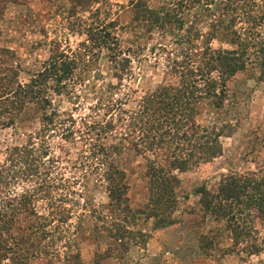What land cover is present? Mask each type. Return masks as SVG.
<instances>
[{"label":"trees","instance_id":"obj_1","mask_svg":"<svg viewBox=\"0 0 264 264\" xmlns=\"http://www.w3.org/2000/svg\"><path fill=\"white\" fill-rule=\"evenodd\" d=\"M24 1L0 0V6ZM45 1L63 3L69 30L84 39L74 48L54 43L48 57L29 69L23 68L13 51L0 47V130L11 127L26 106H33L40 116L36 130L0 150V262L7 256L10 262L35 257L50 226L68 221L72 205L81 210L87 207L82 191L89 178L107 198L108 214L103 217L108 221L102 218V229L111 248L94 256L92 262H100L114 248L125 252L135 245V239H145L143 233H133L128 227L139 218L151 219L153 229L173 224L178 174L221 155L220 140L229 137L234 126L229 122L198 123L199 106L220 111L232 98L228 83L234 76L248 68L264 75V37L259 38L264 13L254 14L258 8L254 0H181L171 6L164 2L156 9L142 0H130L131 24L142 23L146 33L179 30L186 23L179 15L196 4L209 14L205 39L198 41L199 32L191 22L185 28L187 35L175 41L173 55L165 56L163 74L171 81L136 94L129 81L131 58L141 52L138 39L121 45L116 20L101 18L98 8L90 12L96 0ZM83 12H88L87 19L78 16ZM235 22L242 25L238 31ZM216 35L235 48L212 49L210 40ZM156 50L165 53L164 47ZM21 73L25 78H19ZM104 78L113 82L101 81L103 87L91 95L83 114H73L75 108L72 112L60 109L59 101L73 103L89 79ZM53 137L62 144L53 145ZM62 145L74 148L72 159L69 148ZM136 157L143 160L145 202L131 209L123 165ZM62 162L80 175L73 180L63 176ZM78 180L83 182L82 189L75 192L72 187ZM193 194L199 196L203 213L224 223L231 241L229 252L241 247L249 256L262 250L264 239L257 242L251 227L252 220L264 216L261 168L224 175L214 193L195 189ZM81 196L79 206L76 198ZM37 202L42 204L43 214L36 211ZM63 202L70 206L65 208ZM18 214L25 215L28 222L24 232L15 235ZM200 238L205 240L199 242L201 249L211 245L209 239Z\"/></svg>","mask_w":264,"mask_h":264},{"label":"rangeland","instance_id":"obj_2","mask_svg":"<svg viewBox=\"0 0 264 264\" xmlns=\"http://www.w3.org/2000/svg\"><path fill=\"white\" fill-rule=\"evenodd\" d=\"M98 3L89 9H100L101 18L116 20L119 29L116 34L121 45L128 44L135 39L141 43V52L136 58H131L132 78L129 87L134 88L139 94L141 91L152 89L157 85L171 81L164 76V58L169 53H174L175 41L186 36L185 28L189 23H194V29L199 32L200 38L205 39L209 32V14L202 11V5L196 4L179 15L183 26L177 30L161 34L156 29L146 33L142 23L131 24L132 12L130 0H96ZM150 9H156L164 2L171 6L179 4L181 0H142ZM183 1V0H182ZM135 1L132 0L131 3ZM258 8L254 14L264 13V0H254ZM63 3L58 1L48 2L45 0H25L20 4H6L0 6V47L14 52L23 68H33L45 60L51 47L57 43L61 48L65 45L70 48L84 39L83 35L71 31V23L64 19L61 9ZM183 6V5H181ZM88 12L79 13L82 19H87ZM145 26V25H144ZM242 28L239 23L234 29ZM244 28V27H243ZM75 31V32H74ZM192 33V30H191ZM217 36V35H216ZM137 37V38H135ZM264 37V28L261 26L260 40ZM147 38V39H146ZM220 37L210 40L212 49H233L235 45L220 41ZM53 42V43H51ZM144 42V43H143ZM165 48V53L157 51V47ZM150 47L153 50L150 52ZM25 78L24 74L19 75ZM112 79L90 80L84 83L77 92V99L71 103L67 99L59 101L60 109L83 114L91 95L100 90L101 81ZM232 98H229L220 111L211 110L209 107L199 106V114L196 118L200 124H221L229 122L234 126L232 134L222 138L221 155L209 163H204L178 174L177 205L171 216L173 224L153 229L152 220L147 221L139 218L135 225H128L133 233L141 232L145 239H135V245L129 246L125 252L114 248L110 255L100 262H92L95 255L102 254L111 241L102 229L103 215L108 214L107 198L103 189L94 184L89 178L86 188L82 191L87 200V207L72 205V211L68 221L55 222L48 228L49 234L40 245L35 257L28 258L25 262H10L2 260L0 264H263L264 247L256 254L247 255L238 247L236 251L229 252L231 241L225 231L222 221L214 219L203 213L198 204L199 196L193 194L195 189H204L214 193L219 180L230 173H242L261 168L264 172V75L261 71L250 68L234 76L228 83ZM40 126V116L33 106H26L14 121L11 127L0 130V150L4 144L19 142L24 134L36 130ZM53 145L62 144L57 138H51ZM69 148L72 159L74 148ZM69 154V153H68ZM62 156V153H61ZM143 160L140 157L129 158L123 168L127 173V197L131 209L140 208L145 202V183L141 176ZM63 176L72 177L73 180L80 175L75 169L68 170L69 165L62 162ZM72 189L81 191L82 180H78ZM80 183V184H79ZM186 196V199L184 198ZM79 206L81 198H76ZM65 208L69 202L61 203ZM42 204L37 202L36 211L43 214ZM15 235L24 232L28 219L23 214H18ZM33 219H30V221ZM108 223L106 222V225ZM255 236L264 239V216L252 220L251 224ZM205 239L211 241V245L199 247V242L204 244ZM200 238V239H199ZM203 246V245H201ZM260 249V247L258 246Z\"/></svg>","mask_w":264,"mask_h":264}]
</instances>
